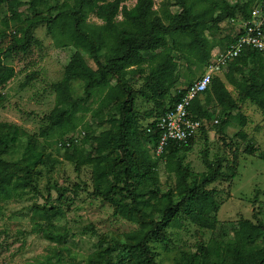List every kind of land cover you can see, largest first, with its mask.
I'll list each match as a JSON object with an SVG mask.
<instances>
[{"label":"trees","instance_id":"obj_1","mask_svg":"<svg viewBox=\"0 0 264 264\" xmlns=\"http://www.w3.org/2000/svg\"><path fill=\"white\" fill-rule=\"evenodd\" d=\"M127 1L73 0L69 3L65 0L64 7L50 17L36 18L21 26L22 36H12L5 50L0 52L1 87L16 74L14 65L3 62L2 54L27 51L38 41L34 34L37 26L45 25L51 34L59 28L78 48L65 65L62 78L48 84L55 91V105L43 116L47 123L39 134L49 136L58 132L56 146L65 149V156L76 164V169L81 165L89 166L91 189L79 183L72 187L53 183L49 188L57 191L59 201H64L68 192H89L109 203L115 215L137 224L120 238L102 237L84 264H160L158 248L168 247L173 241L171 230L184 227L186 222L213 233L208 237L202 235L192 247L179 249L173 264H264V222L257 216H254L256 219L240 217L231 232L215 234L219 226L216 213L222 200L220 190L213 184L221 178L230 181L236 176L237 148L232 159L224 163L222 158H210L206 146L202 150L206 168L197 176H193L189 162H185L194 137L205 132L207 121L216 114L209 104L212 97L220 109L222 125L233 115L244 124L246 117L241 110L246 101L264 110V50L245 46L228 61L227 79L233 90L214 74L210 86L192 100L190 113L193 118L202 120L194 136L187 141H170L160 154L154 150L153 153L148 146L153 144L155 149L160 137L159 117L180 100L195 81L190 79L186 87L176 88L178 60L195 57L198 63H208L209 22H217L223 16L240 22L250 20L253 6L259 0L234 3L173 0L170 4L178 9L170 10L169 2H163L162 14L155 8V0H135L131 6ZM207 2L209 5L199 8ZM16 3L17 0H0V5L5 4L11 10L10 16L4 18L6 26L10 20L24 21L15 9ZM28 3L34 14H42L40 6L45 0H28ZM215 10H219L216 17L212 15ZM91 13L103 23L88 21ZM239 33L240 29L235 36L227 35L222 50H226ZM7 36L6 29H1L0 45ZM84 52L94 60L95 66L89 64ZM37 74V71L28 74L27 82ZM138 77L142 84L135 88L133 83ZM75 81L81 82V93H75ZM139 95L153 103L152 108L142 112L149 119L146 127L140 124L141 112L135 103ZM95 102L97 105L93 106ZM88 112H91V120L84 123ZM82 123L81 133H74ZM20 134L16 124L0 122V200L19 195L26 189L40 192L35 176L46 156L44 147L35 149V134L29 137L27 152L21 159L6 158ZM237 134L246 137L242 129ZM67 140H70L69 145ZM254 150L251 144L245 145V152ZM260 155L264 158V151ZM161 161L168 172L175 174L174 186L165 191H162L158 171ZM224 167L229 169L227 175ZM52 202L49 191L43 204H34L35 212L46 217L49 209L62 213ZM33 230L57 242H64L68 236L66 232L55 233L39 222Z\"/></svg>","mask_w":264,"mask_h":264},{"label":"rangeland","instance_id":"obj_2","mask_svg":"<svg viewBox=\"0 0 264 264\" xmlns=\"http://www.w3.org/2000/svg\"><path fill=\"white\" fill-rule=\"evenodd\" d=\"M65 0H45L40 6L43 10L39 16L34 14L28 0H17L15 9L21 13L23 20H10L5 25L4 18L10 16L11 10L7 5H0V30L6 29L7 38L0 45V52L4 51L12 36L21 37V26H26L36 18H48L63 8ZM73 0H68L71 3ZM173 0H155V8L162 14L163 2H169L170 10H177V6L170 4ZM221 1V0H210ZM234 3L236 0H227ZM135 0H128L133 5ZM210 2L200 4L205 8ZM219 10L213 11L216 17ZM88 21L101 24L103 21L94 14H89ZM207 30L209 44V62L213 61L222 52V43L227 35L235 36L240 29L241 22L223 16L219 21L211 23ZM213 24V25H212ZM37 42L33 43L27 51L14 52L10 55L3 53V62L14 65L16 74L6 84L0 87V122L16 124L21 131L13 150L6 155L11 160L21 159L27 152L29 137L35 134V149L45 148V162L38 166L35 183L40 192L26 189L8 199L0 200V264H84L88 254L93 251L102 237L120 238L124 232L135 229L137 224L119 215H115L112 206L89 192H68L64 201L57 200V191L49 188L53 183L72 187L74 183L91 185L89 166L81 165L79 170L76 164L65 156V149L58 148L56 142L59 138L57 131L49 136L40 135L41 128L47 123L43 116L55 105V91L48 87L51 82L58 81L64 74V67L72 54L78 49L66 36L56 28L54 33H48L45 25L34 28ZM89 64L95 66L94 60L84 52ZM186 58V57H185ZM181 57L179 61V81L177 87H186L189 80H196L209 63H198L192 57L186 60ZM206 64V65H205ZM37 71V77L27 82V75ZM214 74L225 80L227 87L233 90L228 82V62L221 66ZM142 79L137 78L133 86L139 88ZM75 93H81L82 84L74 82ZM175 89L173 88V91ZM234 94L236 92L234 91ZM136 107L140 110V124L146 127L149 119L142 112L153 107V103L145 97H136ZM209 104L215 108L216 114L207 121L205 132L199 133L193 139L191 149L186 152L185 162H189L193 176L205 170L202 161V150L207 146L210 158H222L224 163L230 161L234 149L238 150V171L230 181L221 178L215 182L220 190L222 203L216 213L219 226L215 234L226 231L231 232L240 217L252 219L254 216L264 222V158L260 153L264 151V110L255 104L246 101L242 104V114L246 121L233 115L226 124L222 125L219 119V107L216 101ZM96 102L93 106H96ZM218 120L215 122L214 120ZM91 120V112L84 117V123ZM213 122V124H212ZM108 125V124H107ZM244 130L246 137L239 136L237 132ZM83 123L74 133H81ZM205 139H208L207 143ZM255 147L253 153L244 151L245 145ZM153 152V144H148ZM89 150V148H87ZM154 153V152H153ZM159 177L162 191L174 186L175 174L166 170L163 161L159 164ZM225 175L229 172L224 167ZM53 198L52 204L59 206L62 213H54L49 209L47 216L36 213L34 204H43L47 196ZM36 222L48 226L55 233L68 234L64 242H57L45 237L43 232L33 230ZM210 230H199L194 224L186 222L179 229H172L173 241L168 247L158 248V261L160 264H173V259L179 249L192 247L202 235L208 237Z\"/></svg>","mask_w":264,"mask_h":264},{"label":"built area","instance_id":"obj_3","mask_svg":"<svg viewBox=\"0 0 264 264\" xmlns=\"http://www.w3.org/2000/svg\"><path fill=\"white\" fill-rule=\"evenodd\" d=\"M251 15L250 20L241 21L236 40L209 62L204 72L186 88L181 99L159 117L157 126L161 133L154 149L156 154H160L170 141H187L201 128L202 120L193 118L189 107L192 100L210 86L214 73L221 66L237 56L245 46L264 50V0L255 3ZM66 143L69 145L70 140Z\"/></svg>","mask_w":264,"mask_h":264}]
</instances>
